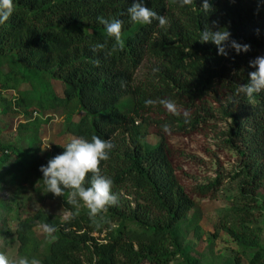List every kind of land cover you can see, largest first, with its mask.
I'll return each instance as SVG.
<instances>
[{"label":"trees","instance_id":"16d2710c","mask_svg":"<svg viewBox=\"0 0 264 264\" xmlns=\"http://www.w3.org/2000/svg\"><path fill=\"white\" fill-rule=\"evenodd\" d=\"M134 2L14 0L12 15L0 24V59L12 67L9 75L0 70V91L17 90L24 72L41 81L34 88L37 97L26 95L16 109L61 113L66 133L89 140L95 135L114 145L99 169L112 179L118 202L96 217L83 207L66 221L37 211L36 220L56 229L55 241L39 253V261L172 264L182 254L183 228L192 210L216 199L226 184L218 171L212 180L209 154L204 158L177 142L199 136L206 145L223 124L222 145L236 162L232 179L239 181L224 226L240 249L232 264H243V258L264 264V228L257 224L264 219V91L251 99L238 94L255 70L250 61L264 56V0H209V13L200 7L203 0L185 7L174 0H144L166 19L164 27L157 19L131 22L127 9ZM100 17L122 21V46L107 36ZM206 26L227 28L232 39L250 45L249 51L236 54L227 48V56L219 55L214 44L199 41ZM97 43L105 46L93 52ZM147 59L157 67L144 83L138 73ZM45 83L59 84L61 96ZM147 100L153 103L146 105ZM161 100L174 102L178 114ZM10 128L0 121V194L13 204L18 186L43 183L40 166L64 149H43L28 123L14 127L21 143L6 145L1 138ZM119 133L129 137L120 148L114 141ZM152 135L159 139L154 147L147 142ZM70 192L66 189L63 197L69 199ZM122 192L132 198L129 205L122 202ZM18 238L22 253L32 243L39 250L32 225L20 223Z\"/></svg>","mask_w":264,"mask_h":264},{"label":"rangeland","instance_id":"374dc122","mask_svg":"<svg viewBox=\"0 0 264 264\" xmlns=\"http://www.w3.org/2000/svg\"><path fill=\"white\" fill-rule=\"evenodd\" d=\"M156 67L157 62L155 60L147 59L138 73L139 81L146 83V77ZM11 68L0 59L2 73L9 75ZM25 78H27V81H24ZM37 79L24 72L18 83H15L18 86L17 90L2 89L0 91V121L12 126L10 128L12 132H6L2 135V142L6 145L20 144L22 135H20V131H15V128L20 124L28 123L31 131L41 139L43 149H51L55 146L64 148L74 138L65 132L67 119L64 115L57 112L34 113L31 110L26 112L24 109H16V101L23 97L26 98V95L27 97L30 95L31 97H28L30 99L37 97L34 88L41 83ZM45 84L49 86V90L54 88L56 93L61 96L62 88L59 84L54 83V87L50 83ZM7 104L12 106L11 111L6 109ZM153 112L149 115H152ZM14 113L19 114V116L11 115ZM136 124L138 125L140 122L138 121ZM225 129L223 124H219L218 132L206 142V145L205 139L199 136L177 142L182 147L200 153L199 156L204 158L209 154L212 157L209 165L212 180L216 178V172L218 171L226 177V184L216 199L204 200L192 210L187 224L183 228L182 254L172 264H232L235 259L241 257L238 244L225 231L224 227L225 222L228 221L230 211L234 207L239 184V181H233L232 179V171L236 166V162L231 153H227L222 145ZM128 140L127 135L119 133L114 140L115 146L118 148L123 147L128 143ZM147 142L154 147L159 143V139L152 135L147 138ZM206 159L210 161L209 158ZM15 193L13 204L9 203L7 197L5 199L0 194V213L6 219V221H3L0 217V254L6 255L10 260L19 257L39 260V253H43L48 244L49 239L43 231L44 224L35 219L37 211H43V213L51 215L54 219L66 221L70 218L72 212H80L83 207H86L74 206L69 202V199L63 196L57 197L47 193L45 185L38 180H35L32 184L18 186ZM121 196L122 202L129 205L132 198L128 197L125 192H122ZM28 203L31 205L29 208L26 207ZM131 207L134 208V204H131ZM20 223L33 226L34 240L40 245L38 251H36V244L32 243L22 253L21 242L18 238ZM257 224L264 228V219L259 220ZM261 247L264 249V235L261 239ZM242 263L247 264V260L243 258Z\"/></svg>","mask_w":264,"mask_h":264},{"label":"clouds","instance_id":"9594fccd","mask_svg":"<svg viewBox=\"0 0 264 264\" xmlns=\"http://www.w3.org/2000/svg\"><path fill=\"white\" fill-rule=\"evenodd\" d=\"M181 7L191 5L193 0H174ZM200 7L204 12L209 13L212 10L209 0H203ZM14 11V0H0V24L9 20ZM129 19L133 23L150 24L153 19H157L159 25L164 27L167 23L163 16H158L151 8L145 6L144 0H135L127 9ZM99 23L104 25L109 38H112L120 46L122 41V21L119 19L98 18ZM199 41L201 43L211 42L217 47L218 54L227 56V48H231L236 54L248 52L250 45L242 44L231 38V32L227 28H219L213 31L209 27L201 30ZM104 44H95L92 51L103 49ZM227 46V47H226ZM115 50V49H113ZM250 67L254 71L249 73L248 83L239 86L238 94H243L249 99L255 94L264 91V56H257L250 61ZM153 101H145L146 105ZM160 103L169 111L175 114L177 106L170 100H161ZM185 115H187L185 113ZM163 130L168 131L167 124L163 125ZM114 148L110 140L101 139L93 135L91 139L84 137L72 138L63 148V152L47 161L46 165H41L39 171L42 173L43 183L47 193L54 196H63L66 189H70L69 202L74 206H79L80 202L88 209L90 217H96L107 209L108 206L115 205L118 202L117 195L112 191L113 181L111 178L101 175L99 165L101 161L109 159V154ZM91 173L88 181L90 186H85V179ZM43 231L49 242L55 241L54 235L56 229L51 225H44ZM0 264H41V262L32 258L19 257L9 259L6 255L0 254Z\"/></svg>","mask_w":264,"mask_h":264}]
</instances>
